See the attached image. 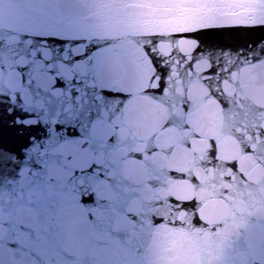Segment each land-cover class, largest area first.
Returning a JSON list of instances; mask_svg holds the SVG:
<instances>
[{
    "label": "water",
    "instance_id": "95a60500",
    "mask_svg": "<svg viewBox=\"0 0 264 264\" xmlns=\"http://www.w3.org/2000/svg\"><path fill=\"white\" fill-rule=\"evenodd\" d=\"M0 37L11 101L95 89L75 166H100L107 221L62 203L54 243L11 264H264V0H0ZM34 53L55 72L27 80Z\"/></svg>",
    "mask_w": 264,
    "mask_h": 264
},
{
    "label": "snow or ice",
    "instance_id": "6c2138e0",
    "mask_svg": "<svg viewBox=\"0 0 264 264\" xmlns=\"http://www.w3.org/2000/svg\"><path fill=\"white\" fill-rule=\"evenodd\" d=\"M31 55L35 68L22 66L27 80H32L33 71L55 72L48 66L51 61L44 53ZM4 57V40L0 37V61ZM32 84L35 87L31 108L0 92V264H11L10 248L35 254L34 250L43 244L42 233L52 245L58 206L69 200L86 206L88 219L96 227L107 222L106 217H98L92 210L106 207L93 191L104 173L97 171L100 166L96 163L75 166L76 156L88 147L87 141L76 138L82 135L89 113L96 107L95 89L88 84L87 77L70 89L71 97H56L37 81ZM59 84L67 87L63 78ZM65 142L80 147L58 151ZM53 166L61 173H55ZM34 192L36 197L32 198ZM6 194L15 198L5 199ZM22 206L34 210L35 215L18 217L16 210Z\"/></svg>",
    "mask_w": 264,
    "mask_h": 264
}]
</instances>
